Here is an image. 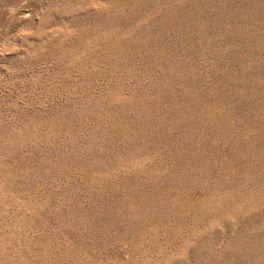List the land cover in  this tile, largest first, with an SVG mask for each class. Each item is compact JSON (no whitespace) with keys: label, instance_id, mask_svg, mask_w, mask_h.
Returning a JSON list of instances; mask_svg holds the SVG:
<instances>
[{"label":"rangeland","instance_id":"obj_1","mask_svg":"<svg viewBox=\"0 0 264 264\" xmlns=\"http://www.w3.org/2000/svg\"><path fill=\"white\" fill-rule=\"evenodd\" d=\"M0 264H264V0H0Z\"/></svg>","mask_w":264,"mask_h":264}]
</instances>
